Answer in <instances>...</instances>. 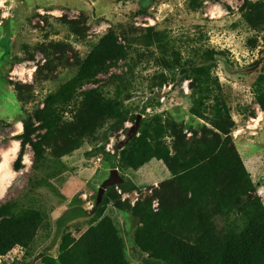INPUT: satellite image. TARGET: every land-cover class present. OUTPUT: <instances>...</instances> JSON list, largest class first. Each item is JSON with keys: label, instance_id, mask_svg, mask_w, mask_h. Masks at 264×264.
Returning <instances> with one entry per match:
<instances>
[{"label": "rangeland", "instance_id": "rangeland-1", "mask_svg": "<svg viewBox=\"0 0 264 264\" xmlns=\"http://www.w3.org/2000/svg\"><path fill=\"white\" fill-rule=\"evenodd\" d=\"M107 35L125 58L80 91L118 101L125 118L95 144L96 156L87 157L84 144L35 163L26 145L14 171L24 122L38 126L35 111ZM259 101L264 0H0V206L10 205L14 219H41L31 244L0 256V264H62L61 245L63 262L85 264L93 254L94 264H107L111 231L122 264H160L135 243L145 213L157 241L197 245L219 264L231 230L264 221ZM73 113L69 104L64 119ZM112 169L122 183L96 204ZM70 209L86 216L59 228Z\"/></svg>", "mask_w": 264, "mask_h": 264}, {"label": "trees", "instance_id": "trees-1", "mask_svg": "<svg viewBox=\"0 0 264 264\" xmlns=\"http://www.w3.org/2000/svg\"><path fill=\"white\" fill-rule=\"evenodd\" d=\"M123 58H125L123 48L112 35L105 36L95 46L81 62L75 77L64 83L58 93L48 97L42 111H35L34 120L38 126L34 129L30 119L24 122V136L13 164L14 171L22 168L26 145L30 147L35 163L47 158L61 159L80 149L84 144L91 147V150L85 154L87 157L100 153L95 144L107 140V132L117 127V122L125 118V112L121 110V104L118 101L103 100L99 90L87 92L80 90L83 84L91 83L99 72L115 65ZM129 98L130 95L126 94L125 99ZM259 102L264 107V103ZM69 104L74 105V113L71 115L72 119L67 120L64 119V113ZM112 123H114L113 126ZM39 130H44V133L36 134ZM31 135H36L35 142L30 140ZM162 160L167 161L165 157H162ZM11 210L10 205L0 206V256L6 255L16 246H29L40 225L39 216L32 214L14 219ZM85 216L81 209L67 210L58 219V227L61 228L63 224ZM7 217L10 219L5 220ZM149 218L150 216L146 213L140 217L144 229L135 235V243L142 252L151 255L152 258L160 261V264L210 263V258L203 255L201 248L197 245L182 242L178 246L175 243L169 245L170 242L157 241L158 231L150 229V225L147 224ZM107 237L113 240V247H115L112 254H107V264H122L119 254L122 248L121 242L116 240V235L112 231ZM67 250V246L61 245L62 264H69L63 262V259L68 256ZM114 254L119 256L118 261L113 259ZM89 256L92 261L85 264H94L93 254ZM98 264H104V261ZM219 264H264V221L254 218L242 230H231L225 240Z\"/></svg>", "mask_w": 264, "mask_h": 264}, {"label": "water", "instance_id": "water-1", "mask_svg": "<svg viewBox=\"0 0 264 264\" xmlns=\"http://www.w3.org/2000/svg\"><path fill=\"white\" fill-rule=\"evenodd\" d=\"M140 120V116H137L136 118V122L134 125V128L132 130V135L135 133L137 127H138V122ZM122 183V179L119 176L118 170L117 169H112L109 173V177L107 180H105L102 185L100 186V188L98 189V193H97V199H96V204H99L102 200V197L105 193V190L109 187L115 186V185H119Z\"/></svg>", "mask_w": 264, "mask_h": 264}]
</instances>
